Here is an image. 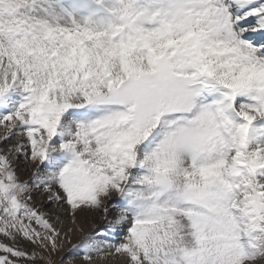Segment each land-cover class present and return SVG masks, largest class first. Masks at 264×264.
Returning a JSON list of instances; mask_svg holds the SVG:
<instances>
[{"label": "snow or ice", "instance_id": "6c2138e0", "mask_svg": "<svg viewBox=\"0 0 264 264\" xmlns=\"http://www.w3.org/2000/svg\"><path fill=\"white\" fill-rule=\"evenodd\" d=\"M0 264H264V0H0Z\"/></svg>", "mask_w": 264, "mask_h": 264}, {"label": "bare ground", "instance_id": "6f19581e", "mask_svg": "<svg viewBox=\"0 0 264 264\" xmlns=\"http://www.w3.org/2000/svg\"><path fill=\"white\" fill-rule=\"evenodd\" d=\"M113 199H115V195L113 196ZM109 208H110V212H111V205H109ZM113 215L115 214V213H112ZM94 223H95V225L97 226V227H103V224L101 223V216H96L95 218H94ZM92 227H93V223H86L85 224V229L86 230H91L92 229ZM60 255H64V253H60L58 256V258H54V259H59L60 258Z\"/></svg>", "mask_w": 264, "mask_h": 264}, {"label": "rangeland", "instance_id": "374dc122", "mask_svg": "<svg viewBox=\"0 0 264 264\" xmlns=\"http://www.w3.org/2000/svg\"><path fill=\"white\" fill-rule=\"evenodd\" d=\"M23 178H26V176H24ZM109 205H111V204H109ZM59 256L57 255V256H55L54 258H58Z\"/></svg>", "mask_w": 264, "mask_h": 264}]
</instances>
